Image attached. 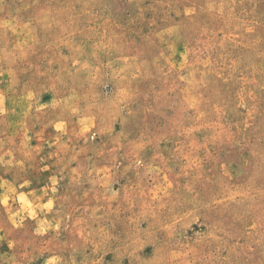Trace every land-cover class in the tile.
<instances>
[{"label":"rangeland","instance_id":"374dc122","mask_svg":"<svg viewBox=\"0 0 264 264\" xmlns=\"http://www.w3.org/2000/svg\"><path fill=\"white\" fill-rule=\"evenodd\" d=\"M0 264H264V0H0Z\"/></svg>","mask_w":264,"mask_h":264}]
</instances>
